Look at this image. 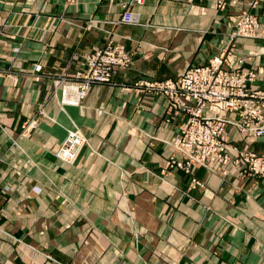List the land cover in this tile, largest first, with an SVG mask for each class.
Masks as SVG:
<instances>
[{
    "label": "crops",
    "instance_id": "1",
    "mask_svg": "<svg viewBox=\"0 0 264 264\" xmlns=\"http://www.w3.org/2000/svg\"><path fill=\"white\" fill-rule=\"evenodd\" d=\"M244 11L264 29V0H0V67L16 74L0 84V210L17 232L68 264H264V177L239 166L226 176L171 166L182 155L169 141L188 115L138 87L206 66L234 43L236 64L254 70L264 90V36L234 37ZM111 39L131 65L92 84L82 105L61 106L48 76L75 74ZM37 61L39 82L27 76ZM41 103L46 115L21 138ZM74 125L88 144L75 163L59 161L52 148ZM229 132L238 148L264 153V138L247 143ZM11 251L0 240L1 257L34 264Z\"/></svg>",
    "mask_w": 264,
    "mask_h": 264
},
{
    "label": "built area",
    "instance_id": "2",
    "mask_svg": "<svg viewBox=\"0 0 264 264\" xmlns=\"http://www.w3.org/2000/svg\"><path fill=\"white\" fill-rule=\"evenodd\" d=\"M131 1L141 4L144 0ZM133 19L129 13L123 18ZM234 22V37L264 36L259 20L249 11L239 14ZM233 47L234 43L229 44L206 66L188 67L176 79L141 85L165 95L170 111L188 115L180 132L169 141L185 157L184 161H177L179 167L192 172L196 167H205L217 172L232 162L245 166L248 174L264 177V154H257L248 146L236 148L229 133L232 128L247 138H264V90L255 86L254 70L236 64L230 53ZM131 63L130 54L112 39L106 46L96 47L88 55L77 81L65 83L64 101L74 103L83 99L92 82H111L120 69ZM84 141L80 132H70L59 156L74 161ZM170 164H176V160L172 158Z\"/></svg>",
    "mask_w": 264,
    "mask_h": 264
},
{
    "label": "rangeland",
    "instance_id": "3",
    "mask_svg": "<svg viewBox=\"0 0 264 264\" xmlns=\"http://www.w3.org/2000/svg\"><path fill=\"white\" fill-rule=\"evenodd\" d=\"M72 1H74V0H70V2H72ZM47 46H49V45H47ZM95 48H93V50L90 53H92ZM19 50H20L19 47H15V51H19ZM90 53L87 54L86 57H85L83 69L77 71L75 74L59 75V76H48L49 80L52 82L51 91L53 92L54 95L59 96L61 106H65V105H69V104L78 106V105H82L83 101L85 100L90 88L88 89V91H87V93H86V95H85V97L83 99H80V100H78L77 102H74V103H68V102L64 101V86H65V83L67 81H70V82H76L77 81V79L79 78L78 77L79 73L83 72V70L85 68V63H86L87 57H88V55H90ZM42 70H43L42 62L41 61H37L36 63H34L33 69L29 72V74L27 76H29L31 79L35 80L36 82H39V81L43 80V77H44V75L42 74ZM15 77H16V74H14V72L0 67V84L3 83L6 79H10L11 80L12 78H15ZM111 82H107V83H111ZM142 82H146V81H142ZM142 82L138 83V87H140L143 91H150L151 92L152 90H149L145 85H141ZM94 83H104V82H92V84H94ZM155 93H157V92H155ZM158 94H160V93H158ZM38 112H39L38 113L39 116H41L40 118H39V116L38 117L37 116H31V117H28L24 121V123L22 124V129H21L22 131L20 132V135H19L21 138H29L31 136V134L33 133V131L39 126L40 119L46 115L44 103L39 104V111ZM170 112L176 113V111H172V110ZM178 113H176V114H178ZM72 131L80 132V134L85 138V141L82 144L81 149L79 150L75 160L74 161H67V160H64L62 157L59 156V150H60L62 144L68 138L69 133L72 132ZM230 135L233 136V134H231V133H230ZM239 136L241 138H243V136H241V134ZM245 138H246L245 140H246L247 143H253L256 139H258V138H254V137H250V138L245 137ZM13 139H14L13 143L15 145H18L19 144V137L17 136L16 138H13ZM232 140H233V145L236 148H238L234 144L235 141H234L233 137H232ZM87 144H88V139L85 136V134L82 131V129L80 127L74 125L73 128L68 129L67 136H66L65 140L62 143L57 144L56 146H54L52 148V151H53L54 155L58 158L59 161H63V162H67V163H75L78 160L79 156H80L81 150ZM246 146L249 147V145H247V144L244 147H246ZM243 148H238V149H243ZM250 149H252V148H250ZM255 152L257 154H264V153H259L257 151H255ZM178 153H180V152H178ZM181 155H182L181 159L178 158V157H172L174 160H176V164H170V165L174 166V167H179L177 165V161H180V160L184 161L185 160L184 155L183 154H181ZM232 157L235 159L236 158V154H233ZM172 158H171V160H172ZM231 166L232 167L239 166L242 169L243 173H245L247 175L255 176V175L248 174L247 172H245V170H244L245 166L236 165V164H234L232 162L228 166H226V168L224 167L223 169H221L220 171H217V172L216 171H212V170H208L205 167H196L195 170H197V168H203L204 170H206L207 172H209L211 174H221L222 176H226V175H228L231 172L230 171V167ZM179 168H181V167H179ZM181 169H183V168H181ZM13 170H14L16 175L17 174H22V171L17 166H13ZM183 170H185V169H183ZM195 170L193 172L192 171H187V170H185V171H187L188 173L194 175L195 174L194 173ZM257 176H259V175H257ZM260 177H262V176H260ZM192 181H193V183L201 184V181H199L196 176L193 177ZM47 186L50 187V185H47ZM13 189H15V188L12 187V186H7L5 188V192L10 194ZM37 192L39 193L40 191H37ZM7 209L8 208L4 209V210H6V212H4L3 210H0V240H3L6 245H9V247L12 248L11 257H13L14 259L17 260L18 258H22L21 254L23 253L26 257H30V259L32 260V262L34 264H47V263L68 264V263H66V257H65L66 254L63 255L64 256L63 258L57 257L54 254H51L46 249L45 246H40V241L38 240V237L34 236L31 232H29V231H27L25 233H24V231L20 232V233L17 232V230H16V228L18 227L16 225L17 221L16 220H12L10 217H8L9 215L7 214V212H9V211ZM74 260H75V258H74ZM71 261L74 262L73 260H71ZM71 263H69V264H71ZM0 264H13V263L0 256Z\"/></svg>",
    "mask_w": 264,
    "mask_h": 264
}]
</instances>
